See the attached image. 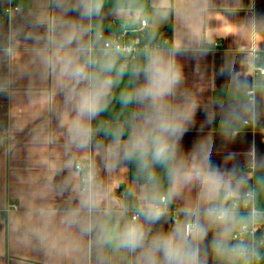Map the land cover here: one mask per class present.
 I'll use <instances>...</instances> for the list:
<instances>
[{
  "label": "clouds",
  "instance_id": "9594fccd",
  "mask_svg": "<svg viewBox=\"0 0 264 264\" xmlns=\"http://www.w3.org/2000/svg\"><path fill=\"white\" fill-rule=\"evenodd\" d=\"M209 6L0 0V95L12 104L0 148L15 160L18 137L30 138L12 169L0 256L6 241L45 264H264V154L253 141L243 160L214 159L217 135L264 133L261 41L241 64L218 66L223 92L206 103L185 87V44L162 35Z\"/></svg>",
  "mask_w": 264,
  "mask_h": 264
},
{
  "label": "crops",
  "instance_id": "0c3cea01",
  "mask_svg": "<svg viewBox=\"0 0 264 264\" xmlns=\"http://www.w3.org/2000/svg\"><path fill=\"white\" fill-rule=\"evenodd\" d=\"M253 21L264 27V0H210L208 11L200 22L191 25L172 18L162 31H166L171 39L180 38L188 49L178 57L183 66L185 87L200 95L206 103L215 102L223 92V79L219 77L218 66L222 70L229 63L241 64L257 41H261L260 48L264 50V32L254 34L251 30ZM217 44L219 48L215 47ZM11 107L8 98L0 95V125L8 124ZM16 107L21 119L27 120L29 113L23 103L17 102ZM202 120L203 115L198 114L197 129ZM31 126L28 124V127ZM197 129L186 135V147H190L200 135ZM246 133V136L232 143L223 142L217 135L214 159H218L221 154L226 156L230 150L237 152L238 159L243 160L253 141L258 152L264 154V133L251 129H246ZM18 139V159L6 158L4 150L0 148V235L8 219L5 200L14 188L12 169L23 165L30 146L28 136L20 135ZM9 202L15 203L12 200ZM2 250L4 254L0 256V264H45L42 254L10 249L6 241Z\"/></svg>",
  "mask_w": 264,
  "mask_h": 264
},
{
  "label": "built area",
  "instance_id": "2783aa9c",
  "mask_svg": "<svg viewBox=\"0 0 264 264\" xmlns=\"http://www.w3.org/2000/svg\"><path fill=\"white\" fill-rule=\"evenodd\" d=\"M117 26H118V22L116 24H114V27H117ZM166 34H167L166 31H162V35L165 36L167 39L171 40L170 36L169 35L166 36ZM126 38H132V33H129ZM215 47L219 48V45L217 44V45H215ZM262 54H264V53H262Z\"/></svg>",
  "mask_w": 264,
  "mask_h": 264
},
{
  "label": "trees",
  "instance_id": "16d2710c",
  "mask_svg": "<svg viewBox=\"0 0 264 264\" xmlns=\"http://www.w3.org/2000/svg\"><path fill=\"white\" fill-rule=\"evenodd\" d=\"M169 35L168 33L166 34V36ZM170 36V35H169ZM262 208H264V200L261 201V205Z\"/></svg>",
  "mask_w": 264,
  "mask_h": 264
},
{
  "label": "snow or ice",
  "instance_id": "6c2138e0",
  "mask_svg": "<svg viewBox=\"0 0 264 264\" xmlns=\"http://www.w3.org/2000/svg\"><path fill=\"white\" fill-rule=\"evenodd\" d=\"M229 30H231V29H229Z\"/></svg>",
  "mask_w": 264,
  "mask_h": 264
}]
</instances>
